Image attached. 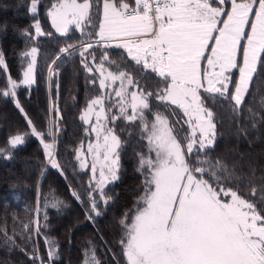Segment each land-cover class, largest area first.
I'll list each match as a JSON object with an SVG mask.
<instances>
[{"label": "trees", "instance_id": "trees-1", "mask_svg": "<svg viewBox=\"0 0 264 264\" xmlns=\"http://www.w3.org/2000/svg\"><path fill=\"white\" fill-rule=\"evenodd\" d=\"M32 1L0 0V264H127V229L152 189L150 169L141 164L149 154L142 121L148 126L154 113L162 114L183 147L191 138L189 123L180 105L161 97L169 77L132 57L122 40L86 43L105 38L98 34L104 0H89L85 22L65 33L54 31L48 17L57 0H36L31 12ZM222 2L223 20L231 0ZM36 24L42 34L35 35ZM245 36L219 91L199 88L214 141L201 150L184 148V158L191 172L234 190L264 220V46L242 100L233 99ZM32 46L34 80L26 85L19 81ZM89 58L127 72L146 99L135 119L124 116L112 98L105 101L107 124L119 140V167L116 179L102 188L77 156L91 138L82 111L102 92L98 75L83 62ZM16 134L23 141L10 145ZM258 249L252 246L251 254L261 264L264 249Z\"/></svg>", "mask_w": 264, "mask_h": 264}, {"label": "rangeland", "instance_id": "rangeland-1", "mask_svg": "<svg viewBox=\"0 0 264 264\" xmlns=\"http://www.w3.org/2000/svg\"><path fill=\"white\" fill-rule=\"evenodd\" d=\"M244 1L252 2L254 8L253 17L245 24L246 26L244 25L242 36H239L241 25L235 20L239 17L234 16L233 8L231 10L230 7L228 8L222 20L224 8L221 7L220 12L217 13L219 7L212 6V11L217 13L213 26L214 29L216 28L215 31L208 27L199 28V35L196 36L193 32H197V29L192 26L191 36L194 37L176 39L182 45L175 46V50L171 47L174 57L176 54L179 60L186 61L188 59L186 56L201 55L205 64L204 84L200 77H196L197 74L200 75L199 66H181L184 63L172 66V62L171 66H161L162 54L160 55L159 52L163 50H159L156 46L151 48L150 53L144 55L145 57L148 54L152 55L142 61L144 64L169 77V84L161 97L183 108L191 138L183 147L173 135L167 118L160 113H154L148 126L143 119V125L148 131L149 154L141 159V164L147 165L150 169L149 180L152 182V189L143 199V206L128 226L124 243L127 264H259L252 256L251 250L252 246L264 245V220L252 205L234 190L212 185L191 172L184 158V148L187 152L194 149L201 150L214 141L211 112L202 105L199 88L205 86L219 91V84L223 83L224 71L236 66V64L235 66H210V64L214 62L218 64L219 61L224 64L229 63L233 49L240 44L241 38L246 34V43L249 33H257L263 23L264 0H259L257 4L254 0ZM36 5L37 1L33 0L29 7L31 12L36 10ZM122 6L123 3L116 4L112 0L103 1L98 28L101 37L118 35L109 30L114 23L123 26L132 24L131 20L122 16ZM89 7V0L53 2L48 10V17L54 31L65 33L72 26L81 27L89 15ZM185 10L190 11L191 24L199 22L201 26H208L210 23L206 21V16L210 13L201 3L190 0ZM182 15L186 16L184 13ZM172 18L159 20V16L156 15L158 22L155 30L158 29L162 34V39L158 42L159 47L164 46L161 43L164 39L173 42L171 38L175 37L176 29L181 28L180 19ZM209 19L212 17L210 16ZM150 23L152 30L154 28L152 17ZM206 30L209 31L205 32ZM42 33L41 27L36 24L35 35ZM213 33H215L214 42L209 47L210 36ZM186 44L188 45L184 47ZM128 51L131 55V50ZM156 54L159 56V66H152L156 64H152L150 60L154 59L153 62L156 58L158 60ZM25 55L26 67L19 82L29 85L34 80L37 48L30 47ZM169 58L171 61V55ZM242 61L240 77L233 94L236 103L242 100L256 67L242 66ZM83 62L89 71L98 75L102 92L90 99L82 111L86 132L91 138L80 146L77 156L83 167L90 168L94 184L102 188L116 179L119 167V140L107 124L105 101L112 98L124 116L135 119L142 116L146 99L127 72L113 71L102 63L92 61L91 58ZM11 84L15 85L16 82L11 81ZM22 141V135L16 134L10 137L9 144L16 145ZM51 145L53 150V141ZM261 264H264V261Z\"/></svg>", "mask_w": 264, "mask_h": 264}, {"label": "crops", "instance_id": "crops-1", "mask_svg": "<svg viewBox=\"0 0 264 264\" xmlns=\"http://www.w3.org/2000/svg\"><path fill=\"white\" fill-rule=\"evenodd\" d=\"M136 1H138V0H135V2ZM174 2L175 3H173V0H172L173 6H171L169 9L164 10V11L161 10V11L157 12V14H156L157 17L159 16V20L167 19L170 17H173V18L177 17L180 19L179 22L181 23V26H180L181 28H180V30L176 29V32L174 35L175 37L171 38V39H173V42H171L167 39H164L161 42L162 45H164V46L159 47L158 42L162 39V34H161V32L158 31V29H156L155 30L156 36L154 34L150 37H146L140 44H130L129 42L123 41V45L126 46L127 50L128 49L131 50V53H132L131 56L137 60L144 61V59H146V58L149 59L150 57H152L151 54H148V56H146V57L144 55H146V53H150L151 48L153 46L154 47L156 46V47H158L159 50L167 51V53H168V65L167 66H169V65L171 66V62H172V66H176V65H179L181 63H184V64H181V66H199L200 75L197 74L196 77L197 78L200 77L202 83L204 84L205 81H204V74L202 73V66H205V64H204V61H203V58L201 57V55L197 54L195 57L186 56V57H188V59H186V61H184L183 59L179 60L176 58L177 57L176 54L174 57V53L171 50V47L175 50V46L182 45V43H179L178 40H176V39H181V38H186V37L187 38L194 37V36H191V35H193V33H194V35L198 36L199 31H200L199 28L207 29V27H208V29H210V28L214 29L213 28L214 21L216 20V14L219 13L221 10L222 0H217V3H212L210 0H205V1L204 0H192V2L201 3L203 5L204 9H206L210 13V15L206 16V21H208V23L210 22L209 24L212 26H210L208 23H207L208 26H201L202 24L199 22H193L191 24L190 11L185 10L186 7L188 8V5L190 4V0H182V1L181 0H178V1L174 0ZM251 3H249V1H244V0L240 1V2H238L236 0L233 2L231 1L230 10L233 8L234 16L239 17L238 20L237 19H235V20L237 21V23H240V25H241V27L239 29V32H240L239 36L243 35L244 30H245L244 25L247 24V22L249 23L250 19H252V17H253L252 12H253L254 7H253V5H251ZM262 3L264 4V2H262ZM184 4H186L187 6ZM123 5L127 6V4H123ZM124 6H122V8ZM212 6L213 7H219L217 13H216V11H212ZM183 13L186 14V16L182 15ZM263 15H264V13H263ZM210 16L212 17V19H209ZM150 17L151 16L145 11L140 16L131 19L132 24L130 26L129 25L123 26L120 23H117V24L114 23L112 26L110 25L111 27L109 30L111 32H115L116 34H118V35H114V36H122V37L131 35V34H140V33L148 34L149 32H151L150 27L152 24V23H150ZM220 17H221V15H220ZM186 22L188 24H185ZM219 22H220V20H219ZM261 24L262 25L260 26L257 33L254 34V32H251V33H249L250 36L248 35L249 38L245 43V46L243 49V54H242L243 55L242 66H256L257 65L259 55H260L262 48L264 46V17H263V23H261ZM192 26H194L195 29H197V32L192 33V31H191ZM215 29H214V31H215ZM207 31H209V30H206L205 32H207ZM214 34L215 33H213L210 36V40L214 37ZM107 36H111V35H107ZM242 38H241V40H242ZM186 42L188 43L189 41H186ZM213 42H214V40H213ZM161 43L159 45H161ZM240 43H241V41H240ZM187 45L188 44L184 45V47H186ZM168 46H170V47H168ZM239 47H240V44L233 49V52L231 54L232 59L229 63L224 64L223 62L219 61L218 64L216 62H214V63H211L210 66H235L236 61H237ZM175 53H176V51H175ZM170 55H171V61L169 58ZM156 57H158V60H157V58L154 62H153L154 59L150 60V62L152 64H154V63L156 64V65H152V66H159V56L156 54ZM211 72L212 71H210V74H211ZM219 82H220V80H219Z\"/></svg>", "mask_w": 264, "mask_h": 264}, {"label": "built area", "instance_id": "built-area-1", "mask_svg": "<svg viewBox=\"0 0 264 264\" xmlns=\"http://www.w3.org/2000/svg\"><path fill=\"white\" fill-rule=\"evenodd\" d=\"M170 6L169 0H147V3L143 1H139L135 6L128 7L123 10V15L127 19H131L133 17L138 16L143 10H147L148 13L151 14V16L154 18L155 12L160 9H165ZM155 33V30L152 31L150 34H136L126 37L130 42L132 43H141L144 38L147 36ZM163 64L166 65V54L163 53Z\"/></svg>", "mask_w": 264, "mask_h": 264}, {"label": "flooded vegetation", "instance_id": "flooded-vegetation-1", "mask_svg": "<svg viewBox=\"0 0 264 264\" xmlns=\"http://www.w3.org/2000/svg\"><path fill=\"white\" fill-rule=\"evenodd\" d=\"M260 247V249H258V251H260V250H262V249H264V245H261V246H259ZM258 255V257H260L259 256V254H257ZM262 259H263V256H264V250L262 251Z\"/></svg>", "mask_w": 264, "mask_h": 264}, {"label": "water", "instance_id": "water-1", "mask_svg": "<svg viewBox=\"0 0 264 264\" xmlns=\"http://www.w3.org/2000/svg\"><path fill=\"white\" fill-rule=\"evenodd\" d=\"M82 44H83V43H82ZM37 235H38V234H36V238L38 237Z\"/></svg>", "mask_w": 264, "mask_h": 264}]
</instances>
